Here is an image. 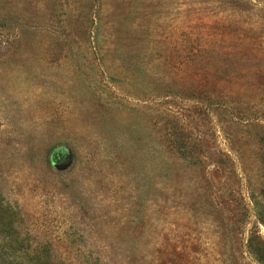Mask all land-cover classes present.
Returning <instances> with one entry per match:
<instances>
[{"label": "rangeland", "instance_id": "1", "mask_svg": "<svg viewBox=\"0 0 264 264\" xmlns=\"http://www.w3.org/2000/svg\"><path fill=\"white\" fill-rule=\"evenodd\" d=\"M263 161L264 0H0V194L61 264H260Z\"/></svg>", "mask_w": 264, "mask_h": 264}, {"label": "trees", "instance_id": "2", "mask_svg": "<svg viewBox=\"0 0 264 264\" xmlns=\"http://www.w3.org/2000/svg\"><path fill=\"white\" fill-rule=\"evenodd\" d=\"M186 148L191 151L193 145L188 143ZM262 163L264 168V161ZM252 199L257 208L260 204L253 196ZM20 223L17 207L4 201L0 194V264H61L51 254L49 244H33L30 238L22 233ZM250 251L260 264H264V250L252 245Z\"/></svg>", "mask_w": 264, "mask_h": 264}]
</instances>
